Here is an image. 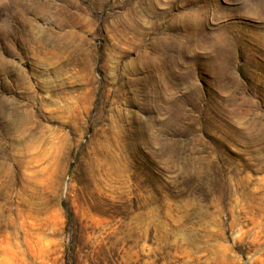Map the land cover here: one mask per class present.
Wrapping results in <instances>:
<instances>
[{"label":"rangeland","instance_id":"1","mask_svg":"<svg viewBox=\"0 0 264 264\" xmlns=\"http://www.w3.org/2000/svg\"><path fill=\"white\" fill-rule=\"evenodd\" d=\"M72 248L264 264V0H0V264Z\"/></svg>","mask_w":264,"mask_h":264},{"label":"trees","instance_id":"2","mask_svg":"<svg viewBox=\"0 0 264 264\" xmlns=\"http://www.w3.org/2000/svg\"><path fill=\"white\" fill-rule=\"evenodd\" d=\"M74 253H75V250L73 248L69 249L68 252L66 253L67 256H68L67 264H76V259H75V256H74L75 254Z\"/></svg>","mask_w":264,"mask_h":264}]
</instances>
